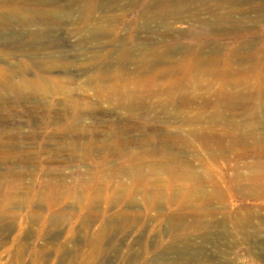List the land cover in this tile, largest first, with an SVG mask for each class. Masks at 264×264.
Masks as SVG:
<instances>
[{"label": "rangeland", "instance_id": "1", "mask_svg": "<svg viewBox=\"0 0 264 264\" xmlns=\"http://www.w3.org/2000/svg\"><path fill=\"white\" fill-rule=\"evenodd\" d=\"M0 24V264H264V0Z\"/></svg>", "mask_w": 264, "mask_h": 264}, {"label": "bare ground", "instance_id": "2", "mask_svg": "<svg viewBox=\"0 0 264 264\" xmlns=\"http://www.w3.org/2000/svg\"><path fill=\"white\" fill-rule=\"evenodd\" d=\"M2 25V24H0ZM76 144V143H75ZM159 188V187H158ZM138 189V188H137ZM79 195V193H77ZM136 194V193H135ZM119 226V225H118ZM102 251V250H101ZM95 252L98 254L99 253V250L98 249H95ZM100 254V253H99ZM89 256V255H88Z\"/></svg>", "mask_w": 264, "mask_h": 264}]
</instances>
